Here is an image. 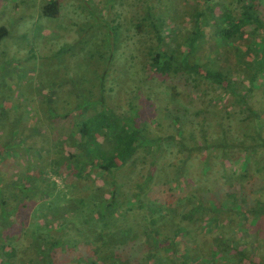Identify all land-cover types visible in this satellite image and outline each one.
<instances>
[{"label":"trees","instance_id":"obj_1","mask_svg":"<svg viewBox=\"0 0 264 264\" xmlns=\"http://www.w3.org/2000/svg\"><path fill=\"white\" fill-rule=\"evenodd\" d=\"M262 4L261 0L254 5L242 0L239 11L229 7L233 18L229 14L217 21L223 26L218 27L220 36L227 39L194 37L185 42L190 44L187 56L151 47L143 62H136L135 55L128 60L119 52L125 41L108 38L105 27L110 22L97 25L89 17L78 26L79 32H97L101 44L94 42L97 35L77 39L75 44L60 45L61 39L50 44L54 51L49 56L59 63L69 46L83 44L82 54L93 48V53L84 56V64L95 56L98 64L89 66L91 75L85 68L74 83H62L54 72L46 76L34 65L30 66L37 69V82L31 76L18 83L13 65L4 64L0 264H261L245 251L249 248L256 254L258 250V235L251 228L259 226L264 161L260 168L252 161L258 158L256 134L249 133V127L247 133L241 129L251 116L264 111V91L243 87V106L233 102L242 86L238 85L241 73L234 71L238 67L230 55L243 49L247 27L254 36L264 34ZM61 6L62 0H45L38 21L57 19ZM8 36V29L0 27V42ZM42 44L36 41L30 53L47 60L48 55L39 51ZM226 44L233 48L226 51ZM204 51L205 56L196 57ZM210 52L215 56L210 58ZM227 62L231 69L226 71ZM40 74L46 76L45 82L53 76L57 80L42 86ZM200 77L218 88L216 98L203 97L209 101L204 109L190 114V108L169 95L170 99L161 97L164 91H159L157 82L185 78L193 86L189 98L204 100L199 94ZM222 96H231L238 117L236 123L228 121L216 133L205 114L217 113L212 103L215 99L213 104H217ZM252 97L255 102L250 104ZM142 99L155 107L154 127L172 117L175 134H148V123L139 120L136 107ZM255 117L250 126L254 127ZM62 121L70 128L60 133L57 126ZM263 122L257 120L256 126L262 128ZM254 186L261 190L255 194L257 202L249 221L250 191L246 190ZM154 193L158 197L152 198ZM205 234L212 237L210 252ZM233 252L239 261L229 260Z\"/></svg>","mask_w":264,"mask_h":264},{"label":"rangeland","instance_id":"obj_2","mask_svg":"<svg viewBox=\"0 0 264 264\" xmlns=\"http://www.w3.org/2000/svg\"><path fill=\"white\" fill-rule=\"evenodd\" d=\"M244 1L251 5L259 3V0ZM261 1L263 6L264 0ZM44 3L45 0H0V27H4L9 31V36L0 42V81L5 83L3 79L7 74H4V64L8 63L12 64L15 68L14 72L17 76L15 80L18 83L24 79L27 81L31 76L35 82H37L39 75L37 69L46 76L54 72L60 77L62 83H66L67 81L74 83V80H79L83 75L82 72H85V68H89L87 73L91 75L92 68L89 66L95 67V63L98 64L96 62L98 58L95 56V59L92 61L89 60V64L85 65L84 60L86 59L84 56L93 51L92 47H89L88 51L82 54V52L86 50L84 49L82 51L83 44H81V46L80 44H76L74 45L75 47L72 46L73 48L69 46L68 49L64 51H67L65 55L58 58L62 60L61 63H59L57 59L54 60L49 56L54 51V47L50 44L53 42L56 43L59 39H61L59 41L60 45L65 43L75 44L77 39L84 41L86 39H92V37L97 35L94 42L101 44L102 38L97 32H79L78 26L82 25L89 17H93L92 21L97 23V25L100 23L106 24L105 21L110 22L111 26L108 28L105 27L107 29L106 34H108V38L111 37V39L114 41L118 40V42H120V40L125 41L123 46H119V52L124 54L125 58L128 60H130L131 56L135 55L136 62H143L149 58L147 53L149 51L148 48L151 47L155 50H171L175 51L179 56H187L190 50V44L188 42L193 40L192 38L194 37L196 39L209 37L215 40L227 39L220 36L218 27L221 28L223 26L221 22L217 23V21L222 18L225 20L229 14L233 18L231 9L237 12L240 10V7H242V0H62L60 17L57 19L43 18L38 21V15H40L41 12L40 8ZM261 13V17L264 16V7H262ZM235 18L238 17L235 16ZM226 26L227 25H225L224 28H226ZM249 28L247 27L245 30L246 34H243V39L245 41V45L242 47L243 49L238 54L230 55L234 67H238L234 69V71L239 69L241 73L239 74L240 80H238L239 87L242 86L240 88L241 91H237V96L234 100L231 96H222L217 104H213L215 102L214 99L212 105H214L213 108L217 113H215L214 116H210L207 113L205 114V116L209 117L207 120L210 125L209 127L213 128L216 133L220 131L219 128L223 124L227 127L228 121L236 123L235 118L238 117V110L230 101L233 100V102L241 108V106H243V99L241 100V97L243 98L242 94L245 88L259 92H262V90L264 91V34L263 32H261V34L258 32L254 36V32ZM242 30H244V28ZM104 35L105 33H102V36ZM254 37L257 38L256 42ZM36 41H40L41 44L44 43L40 45L39 51L42 55H48L47 60L46 58L40 59L35 53H30L33 48H31V46L35 44ZM186 41L188 42L185 43ZM232 48L233 46L228 44L225 45L226 51ZM206 53L207 51L199 52L196 54V57H203ZM208 56L211 58V56H215V54L210 52ZM36 57L38 59L34 60ZM230 62H227L226 71L231 69L228 66ZM30 65L36 66L37 69L31 68ZM260 67L262 70H257ZM245 70L250 74L245 75ZM42 76L44 75H41V78H39V83L42 86H45L46 82L48 83L50 81L53 83L57 80V77L55 78L53 76L51 80L47 79L45 82L46 76ZM7 78H9V76H7ZM236 78L238 79V77ZM197 79L203 82L202 87L199 89L200 92H204L203 94L199 93L202 99L205 97L211 99L217 97L218 88L215 89L211 87V84L202 77ZM157 83H159L157 84L158 86L161 85L159 91H164V93L161 94L163 99L173 98V101L176 103H179L183 107L190 108V114L195 110L204 109L209 104V101L205 99L196 102L193 98H189L191 94L190 90L193 89V86L190 81L186 82L185 78L173 79L172 81L168 80L167 83ZM243 87L245 88L243 89ZM254 102L255 97H252L250 104ZM136 103L138 104L136 107L140 109L141 118L139 120H145L151 130L148 131V134L162 137L175 134L177 126L172 117L167 118L159 127H154L151 117H156L155 107L150 108V102L144 99ZM212 105H209V107L212 108ZM230 105H232V107H230ZM253 106L255 108L257 107L256 105ZM220 107L223 110H221ZM206 109L209 110V108ZM228 110L229 114H226ZM254 116H256V121L254 120L255 124L253 127V124L251 126L250 124ZM254 116L250 117L251 120L249 124L243 125L244 127L241 130L245 132L249 127V133L256 134L255 147H257L256 155H258V158H253L252 161L257 163L256 165L260 168L264 161V124L261 128L260 126H256V122L257 120L264 121V111L261 110ZM199 122L203 123L204 121L200 120ZM229 126H231L230 123ZM68 128H70V124L65 121H62V123H59L57 126V130L60 133L65 132ZM238 129L239 125L237 124L235 130ZM238 167L239 166H237V168ZM175 177V175H172V178ZM254 181L258 184L262 182L260 179H254ZM256 187L258 186H254L253 188L248 187L246 190V192L250 191V195L248 196V207L250 208V212L247 218L249 221L253 219L254 213L251 209H255V204L257 202L255 194L261 190ZM156 197L158 196L154 193L152 198ZM162 197L163 195L161 194L159 201H161ZM176 202L177 200H175V203ZM239 202L242 204L243 200L240 199ZM261 204L262 210H260L259 213V226L258 228H254V226L251 228L252 233L255 232L258 235V250L256 254H253L251 250L247 248L245 253L248 258L252 260L256 259L258 263L264 264V197ZM203 236L205 237L206 251H212L211 235L205 234ZM244 240L245 238H239V241ZM246 242H248V240ZM225 252L227 253L228 251H224V253ZM237 254V252H233L229 256V260L239 261L240 257ZM239 264L254 263L252 261H245Z\"/></svg>","mask_w":264,"mask_h":264}]
</instances>
